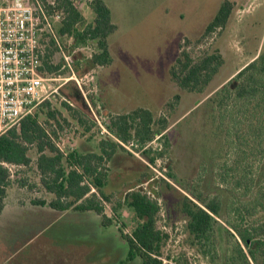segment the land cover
I'll list each match as a JSON object with an SVG mask.
<instances>
[{"label":"rangeland","instance_id":"obj_1","mask_svg":"<svg viewBox=\"0 0 264 264\" xmlns=\"http://www.w3.org/2000/svg\"><path fill=\"white\" fill-rule=\"evenodd\" d=\"M72 1L91 22L94 14L88 1ZM103 1L118 27L109 37L110 65H90L88 61L97 53L93 43L74 47L73 39L67 37L59 38L60 43L81 64L82 75H78L75 66L76 77L89 84L88 88L83 87L84 91L90 90V103L94 110L99 108L108 128L111 121L140 108L150 110L156 120L167 123L168 131L147 146L162 151L163 156L152 166L139 154L135 139L127 144L121 142L125 150H119L105 165L108 185L103 193L110 201L102 200V205L113 221L112 226L106 227L94 211L58 212L27 204L24 208L16 206L18 200L51 198L40 185L37 154L32 150L33 164L13 169L9 209L0 221V264H39L42 258L66 254L75 257L78 264H141L139 258L127 261L128 246L120 233L123 230L130 235L138 224L134 211L124 204L126 195L137 189L148 192L161 207L158 225L169 236L164 248L166 264H211L209 257L190 245L182 205L192 190L205 200L214 196L226 199L228 195L220 190L230 188L224 183L223 174L227 166H233L236 136L228 115L222 120L225 124L220 123V116L231 110L232 102L222 100L218 94L244 66L264 52V0ZM225 1L233 4L228 23L205 35ZM216 50L223 62L204 91L188 92L172 80L170 70L182 51L199 59ZM68 76L50 78L58 79L49 83L51 90L57 92L47 99L65 118L69 117L62 102L68 100L74 108H80L81 98L85 101L75 80L65 84L63 79L70 78L71 73ZM175 96L180 97L178 104ZM172 103L177 104L173 109ZM87 108L94 121L88 105ZM69 122L56 126L57 146L63 151L99 153L98 144L105 137L100 134L99 125L88 131L70 118ZM154 129L163 130L161 124ZM110 134L109 138L118 141L114 133ZM149 178L152 179L148 183L135 188ZM22 182L29 188H22ZM217 236L223 248L226 243L219 231Z\"/></svg>","mask_w":264,"mask_h":264},{"label":"trees","instance_id":"obj_2","mask_svg":"<svg viewBox=\"0 0 264 264\" xmlns=\"http://www.w3.org/2000/svg\"><path fill=\"white\" fill-rule=\"evenodd\" d=\"M87 1L94 14L89 23L82 8L72 0H42V3L48 15L62 14L61 23L56 27L60 39H73L74 47L95 44L97 53L88 62L92 67L108 66L112 63L109 37L118 27L112 21L111 9L103 0ZM232 9L233 4L225 1L206 28L205 35L224 28ZM40 42L43 75L48 78L70 75V71L64 68L57 42L43 26ZM76 60L74 56V67L78 66L76 70L81 76L83 68ZM222 62L219 50L199 59L182 51L170 75L181 89L201 92L219 71ZM228 84L218 94L222 100L232 102L231 110L225 109L226 114L220 116V123L225 124L223 119L228 115L236 136L233 166H227L223 174L224 183L230 188L220 190L228 195L226 199L214 196L205 200L192 190L184 197L182 210L187 216L186 229L191 247L209 257L211 264H264V52L244 66ZM174 100L178 104L180 97L175 96ZM67 101L62 102V107L71 121L88 131L97 127L82 98L83 107L80 108H74ZM176 105L172 103L171 109ZM38 109L39 113L26 117L0 138V217L9 196L13 169L30 167L34 162L30 153L35 150L40 185L53 199H35L32 201L34 205L48 206L58 212L94 211L103 226H112L113 221L104 213L102 205V200L110 201V197L103 193L108 185L105 165L119 150H125L122 143L127 144L133 139L139 143L136 148L139 154L150 165H156L163 153L147 149V146L168 131L167 123L156 120L150 110L136 109L111 121L108 129L118 141L105 136L98 144L99 153H83L77 149L63 151L54 140L57 137L55 128L61 127L62 123L69 124V118L53 109L49 100ZM156 124H161L163 130H155ZM227 132L229 137L231 130ZM229 144H232L231 139ZM151 179L141 180L135 188ZM22 188H29L26 182H22ZM124 204L134 211L138 222L130 235L120 230L128 246L127 261L139 258L141 264H166L164 248L169 236L158 225L161 212L158 201L148 192L137 189L126 195ZM218 231L226 243L223 248L219 245Z\"/></svg>","mask_w":264,"mask_h":264},{"label":"built area","instance_id":"obj_3","mask_svg":"<svg viewBox=\"0 0 264 264\" xmlns=\"http://www.w3.org/2000/svg\"><path fill=\"white\" fill-rule=\"evenodd\" d=\"M62 14H47L42 0H0V138L18 126L23 119L36 110L57 90H51L50 79L43 75L41 51L42 26L57 42L64 68L71 77L65 84L76 81L89 106L94 121L102 136H110L108 124L99 112L93 109L88 98L89 84L77 79L74 56L60 43L56 27Z\"/></svg>","mask_w":264,"mask_h":264},{"label":"crops","instance_id":"obj_4","mask_svg":"<svg viewBox=\"0 0 264 264\" xmlns=\"http://www.w3.org/2000/svg\"><path fill=\"white\" fill-rule=\"evenodd\" d=\"M51 198L46 200V201H51L53 199V196H50ZM9 198V196H8ZM7 198V200H8ZM7 200H6V207L4 209V212L2 214V216L0 217V221L2 220L3 216H4V213L9 209L8 208V203H7ZM34 199H31V200H18L16 201L15 204H17L16 206H18L19 208H24L26 206V204L32 208H40L42 210H49V211H55L53 209H51L50 207L48 206H37V205H34L33 204V201ZM69 212V211H68ZM39 264H78V262H76V258L73 257V256H70V254H66V256H58V257H53V258H42L39 260Z\"/></svg>","mask_w":264,"mask_h":264}]
</instances>
